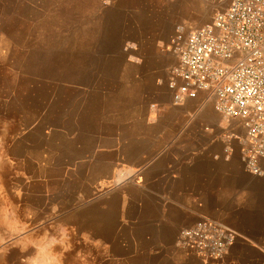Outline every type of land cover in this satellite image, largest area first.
Here are the masks:
<instances>
[{
	"label": "rangeland",
	"instance_id": "374dc122",
	"mask_svg": "<svg viewBox=\"0 0 264 264\" xmlns=\"http://www.w3.org/2000/svg\"><path fill=\"white\" fill-rule=\"evenodd\" d=\"M229 2L0 0V215L12 214L21 199L28 205L41 199L21 197L14 172L24 152L21 127L29 123L36 124L28 134L38 163L51 155L55 165L69 162L68 177L48 178L52 227L55 234L64 229V244L85 261L101 248L126 252V228L116 224L120 198L109 194L112 161L140 164L141 155L161 152L226 160L236 146L242 168L240 122L222 118L204 94L174 105L167 87L177 26L203 25ZM95 191L102 197V241L93 239ZM201 216L214 218L198 213L194 221ZM170 245L178 256L172 264H212L182 251L176 239Z\"/></svg>",
	"mask_w": 264,
	"mask_h": 264
},
{
	"label": "crops",
	"instance_id": "0c3cea01",
	"mask_svg": "<svg viewBox=\"0 0 264 264\" xmlns=\"http://www.w3.org/2000/svg\"><path fill=\"white\" fill-rule=\"evenodd\" d=\"M35 125L21 127L24 131L19 142L24 152L15 157L14 172L20 180L21 197L30 193L41 199L34 200L33 205L21 199L12 214L5 211L6 215H0V264H172L178 256L170 244L176 239L178 227L191 224L198 213L212 215L237 233L222 259L209 260L196 254L203 263L264 264V179L246 172L242 163V168L236 167V146L226 160L203 153L161 152L147 158L141 155L140 164L112 161L115 181L109 194L117 193L120 198L116 224L126 228V252L115 255L109 249L103 254L101 248L93 260L76 256L68 248L64 229L54 233V191L47 186L48 178L68 177L69 162L62 158L55 165L51 155V160L38 163L28 134ZM97 161L101 164L100 159ZM39 183L42 189L35 190ZM97 194L95 191L92 197L98 207L97 217L93 218V239L102 241V197ZM130 206L133 214L129 213ZM80 235L78 231L76 236Z\"/></svg>",
	"mask_w": 264,
	"mask_h": 264
},
{
	"label": "built area",
	"instance_id": "2783aa9c",
	"mask_svg": "<svg viewBox=\"0 0 264 264\" xmlns=\"http://www.w3.org/2000/svg\"><path fill=\"white\" fill-rule=\"evenodd\" d=\"M172 47L177 56L167 78L172 104L204 94L222 118L238 120L243 167L264 179V0H230L203 25L177 26ZM236 238L221 221L201 216L179 229L176 244L219 260Z\"/></svg>",
	"mask_w": 264,
	"mask_h": 264
}]
</instances>
